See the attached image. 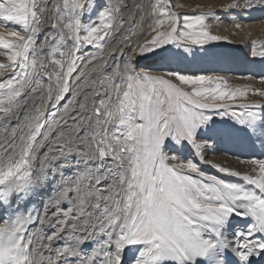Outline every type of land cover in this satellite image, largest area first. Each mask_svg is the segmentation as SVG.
Returning a JSON list of instances; mask_svg holds the SVG:
<instances>
[{
  "label": "snow or ice",
  "instance_id": "snow-or-ice-1",
  "mask_svg": "<svg viewBox=\"0 0 264 264\" xmlns=\"http://www.w3.org/2000/svg\"><path fill=\"white\" fill-rule=\"evenodd\" d=\"M177 7L0 0V264H264V88L169 67L230 42ZM238 136L244 171L205 158Z\"/></svg>",
  "mask_w": 264,
  "mask_h": 264
},
{
  "label": "bare ground",
  "instance_id": "bare-ground-1",
  "mask_svg": "<svg viewBox=\"0 0 264 264\" xmlns=\"http://www.w3.org/2000/svg\"><path fill=\"white\" fill-rule=\"evenodd\" d=\"M172 3L174 5H181V7L174 9L181 14L215 12L218 19L209 21L208 23L213 29L224 32L235 47L234 49H236L234 57H228L219 64L212 63L209 68L211 70H204L199 73L226 75L233 86L251 85L254 88H264V82L259 79L260 77H264V58L252 57L250 54L251 41H264V13L259 11L248 13L242 9L238 11L224 10V6L231 3V0H172ZM194 5H198V10L193 8ZM233 21L241 25L239 30L235 28L232 23ZM144 65L143 60H140L139 66L142 67ZM191 71L195 72V70ZM248 77H253V79H249ZM249 99L259 100L260 98L258 96H250ZM261 151L259 142L253 147L242 136H238L235 139L214 140L204 155L206 159L213 160L221 166L244 171L245 166L240 163V159L258 155ZM183 154L184 157L196 159L190 149L183 151ZM200 166L211 174H217L216 169L207 164H201ZM219 175L221 178L240 182L239 178L225 177L224 174Z\"/></svg>",
  "mask_w": 264,
  "mask_h": 264
},
{
  "label": "rangeland",
  "instance_id": "rangeland-1",
  "mask_svg": "<svg viewBox=\"0 0 264 264\" xmlns=\"http://www.w3.org/2000/svg\"><path fill=\"white\" fill-rule=\"evenodd\" d=\"M198 5H194V9H197ZM193 10V9H192ZM189 10V11H192ZM198 10V9H197ZM196 11V10H195ZM212 21V20H209ZM208 21V22H209ZM216 30V31H215ZM215 34H220L223 36H226L224 32L218 31V29H213ZM217 32V33H216ZM220 32V33H219ZM227 37V36H226ZM229 41V39H228ZM209 54L203 55V56H197L195 58L189 56L187 60H181V61H173L168 66L172 68H180L188 72H193L191 70H195L196 73H199L204 70H211L209 69L212 63L219 64L223 60H225L228 57H234L236 55L232 42L227 41H221V42H214L211 43L209 46ZM2 57L0 60H3ZM6 62V61H4ZM151 61L143 60V65L150 64ZM197 70V71H196ZM215 122L217 127H221L223 122L221 121L220 117H215ZM188 148H185L183 151L187 150ZM182 158H188L184 157V154L182 153Z\"/></svg>",
  "mask_w": 264,
  "mask_h": 264
}]
</instances>
